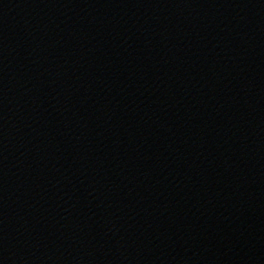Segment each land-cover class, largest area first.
Masks as SVG:
<instances>
[{"label":"water","instance_id":"water-1","mask_svg":"<svg viewBox=\"0 0 264 264\" xmlns=\"http://www.w3.org/2000/svg\"><path fill=\"white\" fill-rule=\"evenodd\" d=\"M0 264H264V0H0Z\"/></svg>","mask_w":264,"mask_h":264}]
</instances>
